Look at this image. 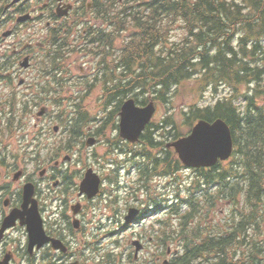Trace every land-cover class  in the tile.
I'll return each instance as SVG.
<instances>
[{
    "label": "trees",
    "instance_id": "16d2710c",
    "mask_svg": "<svg viewBox=\"0 0 264 264\" xmlns=\"http://www.w3.org/2000/svg\"><path fill=\"white\" fill-rule=\"evenodd\" d=\"M146 6L148 15L131 13V6L118 20L125 24L136 18L140 47L132 65L142 70L139 80L144 86L148 82L162 104L193 79L202 91L218 94L228 88L229 94L215 104L193 105L186 115L190 126L201 119H223L236 144L228 164L195 171L194 191L173 210L179 228L166 222L165 246L177 238L182 249L170 264H264V0H149ZM168 21L183 25L179 42L169 41ZM162 124H151L137 150L147 160L145 178L150 171L170 176L184 169L167 149L170 138L184 134L177 132L175 120ZM166 128L173 129L166 133ZM232 204V214L216 221L223 206ZM182 205L186 212H180Z\"/></svg>",
    "mask_w": 264,
    "mask_h": 264
},
{
    "label": "flooded vegetation",
    "instance_id": "af4514ba",
    "mask_svg": "<svg viewBox=\"0 0 264 264\" xmlns=\"http://www.w3.org/2000/svg\"><path fill=\"white\" fill-rule=\"evenodd\" d=\"M32 1L33 0H27L25 4ZM68 2H76L75 5H78L77 13L80 14V16H75L73 12V14H70L65 19V21L55 19L53 16V13H55L53 0H47L39 10H36L35 8L28 9L23 5L20 8L15 7L7 9V11L3 13L1 20L4 24L2 28L5 26L13 28V34L9 39L1 40L0 48L1 56L3 57L2 63L6 65L12 62L14 67L12 70H8L5 73L0 71V77L4 76L12 79L18 78L19 80L25 78L26 83V77L23 76L25 71L14 69L17 66V63H20L21 59L29 56L31 62H35V69L29 75L32 78L31 81L34 87V94L37 96L43 92L51 95L54 93L59 94L63 91L67 95H72L73 97L59 99L61 104H67L75 109L79 108L78 113L84 114L87 104L96 105L97 103L105 105L106 103L108 105L112 99L108 100L107 97L110 94L117 93L120 85H125L126 91L131 90V82L128 81V72L131 70L128 65L121 64L120 67L126 70V73L121 74L120 78L118 77L117 57L119 50H122L119 49L122 45L117 38V23L115 17L116 8L113 9L110 18L108 19L99 14L98 8H95V0H69ZM81 4L82 6H79ZM48 11H52L53 13H46ZM27 14L31 15L29 23H16L17 19ZM44 22L47 27L53 29L59 27L65 22L64 25L67 29L74 31L76 35L81 36L79 48L85 61L79 67L78 71L69 70L68 65H65V69L62 71L56 70L46 73L45 71L39 70L37 59L44 58V56L37 52V48L31 47L33 45V40L36 37L35 34H28L25 38H29L31 42L22 48L20 47L24 37L21 36V32L25 26L31 25L35 28L36 25L40 26ZM9 51L12 53L10 58H8ZM121 52H123V50ZM125 77L127 79L125 82H122ZM93 97H95V100L91 99ZM52 100V98L44 99L47 103L46 111L42 117H39L36 114L34 132L31 135L33 150L30 153L32 155V161L49 158L48 161H44L42 167L39 165L38 169L35 168L32 173H29L26 170V167L21 165V163H18L17 159L14 158V164L5 168L7 165L6 159L10 158L8 154L11 155V153H6L5 151L0 150V220L11 213L13 209L20 207L22 191L20 190L17 192L12 189V185L16 183H14L13 177L18 170H21L24 174L20 181L23 183L32 182L35 185L37 198L43 212L46 211L45 204L48 202V199L54 197L53 194H56L58 197L69 194L70 192L66 162H70L71 158L65 154L62 157L67 146L56 141L57 138L55 133L57 135V132L55 131L53 123L55 114L53 112L54 108L52 107ZM53 158H56V160L54 161V166H51L49 161ZM100 163L101 161H99V170L102 169ZM17 185L20 187V183ZM50 185L57 187V190L49 192ZM104 192L105 190L102 186L100 188L99 197L103 196ZM78 198L80 201L85 200L83 199L84 197L78 196ZM77 200H72L71 202H79ZM140 201L143 200L139 199L137 205H140ZM159 201L160 197L158 196L157 202ZM62 202L65 205L69 204L67 198L62 200ZM72 206L73 205H71V207ZM63 211L66 213V209ZM70 220L71 218H67V216L64 215V218L51 222L49 234L53 237L61 238L66 244L71 243L74 238L71 234L72 223ZM139 238L144 244V250L142 252L144 253L149 250V246L144 241V236L142 234ZM158 253L160 254L159 249ZM161 258L162 257L158 255L156 260L152 261V264L158 263ZM69 259H74V255L69 258V255L60 254L58 261L62 262V264H66ZM14 260L15 258H13V261Z\"/></svg>",
    "mask_w": 264,
    "mask_h": 264
},
{
    "label": "rangeland",
    "instance_id": "374dc122",
    "mask_svg": "<svg viewBox=\"0 0 264 264\" xmlns=\"http://www.w3.org/2000/svg\"><path fill=\"white\" fill-rule=\"evenodd\" d=\"M169 24L170 26V32L167 34V37L169 38L170 42H179V40L182 38L184 31H183V25L179 23L178 21L174 22H166V24ZM70 57V61L72 64V69H76L75 66L80 64V58H83V54H81V51H76L73 53ZM146 58V57H145ZM177 94L171 95V97L168 100L167 104H162L161 102L157 101V112L155 115V123H160L162 119L166 118L169 115H172L173 120L176 122V128L177 132L188 134L190 132V125L186 123V117L183 114V111H188L192 104L197 105H206L209 103H214L215 100L219 97L225 96L227 93H229L228 88L221 87L219 89V93L217 95H212L211 93H204V96H201V87L200 83L193 79L191 81H187L183 83L179 88H177ZM3 90V91H2ZM0 98L6 99L8 96V93L10 90L2 86L0 88ZM153 98V95L149 93H140L138 98L140 100H147L149 102V97ZM92 100H95V97L91 98ZM146 102V103H147ZM93 103V102H92ZM90 110H94L95 112L96 107L99 105L96 103V105L90 104ZM36 112V111H35ZM93 112V111H92ZM34 113V112H33ZM33 113H31L23 122L22 127L18 132H16V135L21 136V142L18 144L17 147H15L14 138H7L5 139V143L2 144V149H8L10 151H14L16 155H21L22 157L24 155V151L21 147V145H30L31 146V134L34 132V125H35V119H33ZM89 113V112H88ZM28 118V119H27ZM39 129V128H38ZM23 135L25 136V139L23 138ZM60 142V141H59ZM6 146V148H5ZM31 149H28V152H30ZM103 150L99 149L98 156H103ZM87 150L82 151L83 159L86 160L87 156ZM157 153V152H155ZM116 154V152H115ZM64 156V153L62 154V157ZM25 159L28 161V164L24 163V161H21V164H25V166L28 167L30 171L33 170L32 163L30 162V157H25ZM41 162L44 161V159H40ZM89 162L92 164L90 167L95 169L96 162L94 159H90ZM75 166V165H74ZM73 166V168H74ZM82 167L78 168L80 170ZM124 172V170H123ZM127 172L123 173V176H127ZM137 175L138 171L132 169V173L129 174V176L132 177V180L129 181V185L131 187H136L137 184ZM182 175L183 179L173 181V179L170 181V184H168L166 179L161 178V180H154L153 183L157 184L160 183V185L157 186V192L161 195H164L165 199V206H172L177 203V200L175 198L176 193L180 195L182 198H187L189 195L188 187L190 186L192 180H194V173L190 170H185ZM178 176V175H177ZM134 181V183H132ZM76 182V181H75ZM122 182L125 184V180L122 179ZM181 182V183H180ZM110 186L109 183H106V187ZM18 186H14V189L17 190ZM175 189L179 190L178 192L175 191ZM76 196V195H75ZM120 198L122 199L119 204L116 205V207L119 210V216L120 218H110L113 213H111L110 209L107 207V205L99 204L97 202L91 203L89 205V208L86 209L85 216L86 218V230H87V239L89 240L90 244L95 243L97 246L103 248L102 255H106V253L113 251L116 255H118L120 252L123 251V247H126V244L128 240L130 239L131 234L134 231L140 232L141 229H145L148 232H151L152 226L154 228H158L159 224L156 223L157 219L160 220H166L170 216L168 215L170 213V209H165L164 211H159L158 215L154 216L153 214H149L146 219L142 222V225H138L134 228H125V221H124V213L127 210V204L129 201H126L127 194L125 191L120 192ZM50 205V202H49ZM149 211H152L151 209ZM225 211V213H224ZM227 211H230L229 205L223 206V209L221 210V215L219 217H216V221H219L221 217L227 216ZM50 217H54V207L49 208ZM83 221V220H82ZM174 223V218L171 221ZM176 225H178V222H175ZM15 240L16 243L14 244L12 241ZM81 239L76 238V241L73 244L74 250H78L79 247H82L80 242ZM10 242V248L18 249L20 247H23L26 242V236L24 234V231L17 230L12 235H10V239L8 240ZM19 241V242H18ZM116 246V248H115ZM174 248V247H173ZM83 250H80L79 252H82ZM92 254L90 251L86 253V255ZM147 255V253H146ZM92 257V255H91ZM95 258V257H94ZM100 261V258H95L94 260L89 261L88 264H98Z\"/></svg>",
    "mask_w": 264,
    "mask_h": 264
},
{
    "label": "water",
    "instance_id": "95a60500",
    "mask_svg": "<svg viewBox=\"0 0 264 264\" xmlns=\"http://www.w3.org/2000/svg\"><path fill=\"white\" fill-rule=\"evenodd\" d=\"M154 113L155 107L153 104L145 108H139L133 100H130L124 105L121 113L122 137L129 139L131 142H137ZM171 146L176 149L186 167H212L219 160L224 161L231 156L233 139L230 129L223 121L218 120L213 124L201 121L194 127L190 136L172 143ZM82 191L90 194L91 197L98 192V181L91 172H89L87 179L83 183ZM33 195V186H26L24 211H15L13 216L6 220L3 227L4 231L14 226L15 221L20 219L22 224L28 227L30 247L35 244L41 246L49 241L43 228L37 202L33 200ZM136 214L135 211H132L130 216L127 217V222L132 221ZM55 247H58V244Z\"/></svg>",
    "mask_w": 264,
    "mask_h": 264
}]
</instances>
